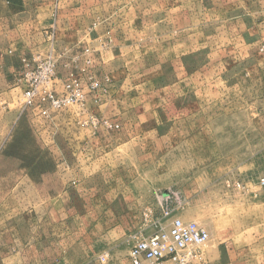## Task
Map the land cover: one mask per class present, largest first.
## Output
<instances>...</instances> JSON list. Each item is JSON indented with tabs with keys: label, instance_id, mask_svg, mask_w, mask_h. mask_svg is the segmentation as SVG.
<instances>
[{
	"label": "rangeland",
	"instance_id": "rangeland-1",
	"mask_svg": "<svg viewBox=\"0 0 264 264\" xmlns=\"http://www.w3.org/2000/svg\"><path fill=\"white\" fill-rule=\"evenodd\" d=\"M92 149H180L182 189L212 165L216 180L179 212L210 235L192 264H211L218 243L216 264H264V249L235 248L237 206L264 204V177L242 172L253 156L263 170L264 0H0V264L55 263L60 241L65 264L112 252L124 264ZM61 157L66 216H46L60 203L23 201L29 170L14 165Z\"/></svg>",
	"mask_w": 264,
	"mask_h": 264
},
{
	"label": "crops",
	"instance_id": "crops-1",
	"mask_svg": "<svg viewBox=\"0 0 264 264\" xmlns=\"http://www.w3.org/2000/svg\"><path fill=\"white\" fill-rule=\"evenodd\" d=\"M36 5L39 6L37 7L38 10H42L44 13L39 15L38 18L43 19L47 23L46 18H48L49 12H47L46 8H43L44 5ZM23 6L24 8L18 12V15L21 20L20 23L24 24L28 21L26 17L32 13L27 10H32L34 5L28 3ZM62 25L64 30L68 29L69 25L66 23ZM68 35L70 36V34ZM68 40L66 39L65 41L67 42ZM45 150L50 151L49 149ZM54 150L57 151L59 149ZM90 153L93 154L94 160L84 164H89L93 168V171H95L93 177H104L108 184V216L110 221L111 219L113 221V218L116 219L110 234L122 235L118 237L119 242L126 241L130 246L124 253V257L122 255L124 264H130L128 258L129 250L141 238L143 231H145L144 236L150 234L148 229L145 230V226L142 224L146 213L151 212L154 216H158L162 211V201L170 196L179 199L185 203V206L196 203L200 194L207 191V187L213 183V180H216L214 177L218 176L217 169L214 170L212 165L205 163L204 165L199 164V167H197L196 164L195 168L199 169L200 172L195 173L192 176L194 179L189 183V186L182 189L180 180V170L182 168L180 149H92ZM208 153L211 155L212 149H208ZM255 158V156L249 157V162L246 166L243 163L242 172L244 177L249 178L256 175L264 177V160L263 170L260 171V165H257V159L255 160ZM14 166L19 170H29L28 174L22 173L24 178L21 179L22 177H20L18 185V193L19 196L23 197V201L28 200L29 202L40 203L54 201L60 203L54 211L48 210L45 215L50 216L55 212V217L66 216L62 204L68 202L69 198L68 162L63 161L61 157L60 160L55 162L47 160L28 161L26 165H21L20 163ZM16 166L19 167L17 168ZM24 180H27V185ZM25 195L28 198H24ZM97 198L106 200V197L103 198L102 195L94 194V201H98ZM121 207L124 210H120ZM237 209L236 233L240 236H237L240 241L235 248L250 249L252 248L250 244L253 243L254 249L263 250L264 247L261 244L264 243V228L261 227V223H264V204H239ZM117 219H119V222ZM122 219L125 220V225L122 224ZM120 225H123V227ZM60 234L63 235V231ZM64 244L63 241L57 243L58 247H60V252L57 254L59 257L54 258L55 263L51 264H65L67 262V249L63 247ZM224 247L227 248L226 246ZM224 247L219 245V243L218 245L210 246L208 259L211 264L218 262V250L224 249ZM117 254V252H114V254L112 252L111 264H116ZM79 256L77 257L78 259L87 260V256L84 257V254ZM258 258L260 259V254Z\"/></svg>",
	"mask_w": 264,
	"mask_h": 264
},
{
	"label": "built area",
	"instance_id": "built-area-1",
	"mask_svg": "<svg viewBox=\"0 0 264 264\" xmlns=\"http://www.w3.org/2000/svg\"><path fill=\"white\" fill-rule=\"evenodd\" d=\"M259 185L264 188V179ZM182 204L170 196L162 201L158 216L146 213L145 230L149 229L150 234L144 236L143 231L141 238L131 246L130 264H192L193 260L200 259L195 251L209 241L210 235L204 227L179 217ZM98 259L104 263L107 257L103 254Z\"/></svg>",
	"mask_w": 264,
	"mask_h": 264
}]
</instances>
